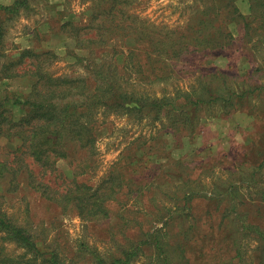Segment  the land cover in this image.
I'll return each instance as SVG.
<instances>
[{
  "label": "rangeland",
  "instance_id": "374dc122",
  "mask_svg": "<svg viewBox=\"0 0 264 264\" xmlns=\"http://www.w3.org/2000/svg\"><path fill=\"white\" fill-rule=\"evenodd\" d=\"M25 3L4 23L0 51L6 58L0 61L25 49L51 50L57 54L48 68L53 75H87L90 62L71 55L75 43L60 27L65 20L86 23L93 0ZM126 13L134 23L127 42L115 37L110 52L96 57L104 55L103 69L115 70L128 93L163 97L169 104L158 118L149 113L141 119L98 107L79 119L92 128V153L70 144L65 149L71 159H56L54 171L32 166L37 181L52 191H64L73 178L97 188L113 175L122 187L106 202L108 215L81 219L75 208L62 209L30 187L25 175L13 192L5 193L0 183V210L62 264H95L92 252L107 262L138 245L127 264H258L260 243L247 225L264 228V0H133ZM140 34L177 45V56L164 59L167 69L155 72L156 79L145 77L147 66L145 76L138 70L137 60L145 56L136 42ZM127 56L129 63L123 62ZM27 85L20 78L1 81L0 100L6 93L27 95ZM182 112L197 117L191 130L178 128L184 127L177 122ZM15 142L0 139V159ZM184 183L193 191L183 205ZM148 233L157 234L156 241L140 245ZM3 237L0 232L4 255L30 258Z\"/></svg>",
  "mask_w": 264,
  "mask_h": 264
},
{
  "label": "trees",
  "instance_id": "16d2710c",
  "mask_svg": "<svg viewBox=\"0 0 264 264\" xmlns=\"http://www.w3.org/2000/svg\"><path fill=\"white\" fill-rule=\"evenodd\" d=\"M132 1L93 0V10L86 23L65 20L61 24L60 31L64 38L75 43V52H70L71 55L80 61L90 62V65L85 67L87 75L85 73L53 75L48 68L57 58V54L51 50L25 49L14 59L0 61V83L14 78L29 81L27 95L6 93L5 98L0 100V139L8 142L16 141L15 148L6 157L0 159V183L5 186V193L13 192L19 185V178L25 175V180L30 187L42 189L47 195L46 198L62 209L75 208L81 219L95 220L100 216L108 215L106 202L122 187V183L116 181L113 175L97 188H92L73 178L69 183L70 186L64 191H52L48 185L37 181L36 177L39 176L34 177L32 166L48 170L49 173L54 171L56 159H71L72 155L65 149L70 144L74 145L73 148H87L85 151L92 153L95 142L91 133L92 128L88 123H80L79 119L89 115L98 107L106 112L117 108L124 109L141 119L144 114L149 113L154 118L156 116L158 118L164 106L169 104L163 97L158 99L142 93H128L121 87V81L115 70L109 67L103 69L104 55H102L103 58L96 57L98 51H103V54L110 52L107 47L115 37L121 38L119 42H127L129 31L134 26L132 17L126 13ZM25 4V0H16L10 6L0 5V43L4 35L2 29L4 23L16 15ZM136 42L137 45H141L139 49L145 54L137 60L138 70L142 76H145L143 69L147 66L149 73L145 77L152 76L156 79L155 72L167 69L161 66L164 59H173L177 56L174 51L177 45H174L175 41L172 42L168 37H163V40H153L140 34ZM92 57H94L93 66L96 69L91 67ZM1 58L6 56L0 51ZM128 59L127 56L123 62L129 63ZM114 67L117 66L114 65ZM93 81L96 82L94 87L90 86ZM213 99L216 100L217 97ZM199 102H201L199 99L195 101L196 104ZM8 106L20 111V115L13 116L11 110L7 109ZM183 107L185 106L180 105L179 109L183 111ZM187 115L186 112H182L180 120L177 121L184 126L178 127L180 131L191 130L198 123L197 117L192 118ZM76 168L81 170L76 174L83 173L82 165H76ZM192 188L187 183L183 184L184 191L181 190L179 198L183 201V205L189 201L188 193H192ZM48 189L52 192L51 194L46 193ZM247 226L258 236L260 246L256 248L261 252L258 264H264V228L254 224ZM0 232L4 234V239L24 249L23 256H30L24 261L20 257L6 256L0 249V264H62L56 252L42 251L41 247L36 245L32 235L24 227L13 223L1 210ZM147 235L148 239L143 240L140 245H149L156 241L157 234L148 233ZM239 240L241 239L238 238L235 243ZM160 244L161 241L158 240L156 242L158 250ZM139 251L138 245L131 251H125L122 257H113L107 262L98 257L96 252H92V256L95 258V264H127ZM163 264H167V259H163Z\"/></svg>",
  "mask_w": 264,
  "mask_h": 264
}]
</instances>
